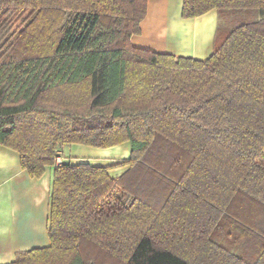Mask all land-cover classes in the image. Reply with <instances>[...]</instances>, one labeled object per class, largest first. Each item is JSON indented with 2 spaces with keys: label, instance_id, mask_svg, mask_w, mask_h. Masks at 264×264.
Masks as SVG:
<instances>
[{
  "label": "trees",
  "instance_id": "obj_1",
  "mask_svg": "<svg viewBox=\"0 0 264 264\" xmlns=\"http://www.w3.org/2000/svg\"><path fill=\"white\" fill-rule=\"evenodd\" d=\"M146 6L0 0V144L54 167L49 244L5 264H264V0H183L217 10L205 59L132 46ZM126 141L116 177L55 162Z\"/></svg>",
  "mask_w": 264,
  "mask_h": 264
},
{
  "label": "crops",
  "instance_id": "obj_2",
  "mask_svg": "<svg viewBox=\"0 0 264 264\" xmlns=\"http://www.w3.org/2000/svg\"><path fill=\"white\" fill-rule=\"evenodd\" d=\"M183 0H147L140 33L130 37L134 47L196 59L207 58L213 50L217 10L194 17L181 14ZM62 160L111 166V177L120 175L126 165L112 166L130 154V143L97 147L82 143L61 145ZM53 166L40 177L23 169L16 151L0 144V264L15 259L16 252L49 244Z\"/></svg>",
  "mask_w": 264,
  "mask_h": 264
},
{
  "label": "rangeland",
  "instance_id": "obj_3",
  "mask_svg": "<svg viewBox=\"0 0 264 264\" xmlns=\"http://www.w3.org/2000/svg\"><path fill=\"white\" fill-rule=\"evenodd\" d=\"M225 12V14L222 16V17H220V19H219V21H220V24H222V25H226L227 23V15H226V13H229V11L228 10H226V11H224ZM232 13V12H231ZM244 14V11L243 10H235L234 11V16L236 17L235 18V22H238V21H240V18L242 17V18H244L242 15ZM217 239L218 240H221V242L223 243V244H225V245H227V242L224 240V238H222V237H217Z\"/></svg>",
  "mask_w": 264,
  "mask_h": 264
},
{
  "label": "built area",
  "instance_id": "obj_4",
  "mask_svg": "<svg viewBox=\"0 0 264 264\" xmlns=\"http://www.w3.org/2000/svg\"><path fill=\"white\" fill-rule=\"evenodd\" d=\"M62 161V156L60 151L57 153L56 157H55V162L56 163H60Z\"/></svg>",
  "mask_w": 264,
  "mask_h": 264
}]
</instances>
